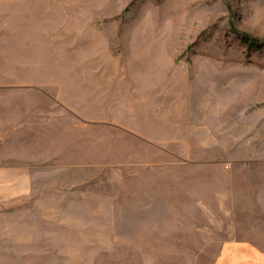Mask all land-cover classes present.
I'll return each mask as SVG.
<instances>
[{"label":"rangeland","instance_id":"1","mask_svg":"<svg viewBox=\"0 0 264 264\" xmlns=\"http://www.w3.org/2000/svg\"><path fill=\"white\" fill-rule=\"evenodd\" d=\"M35 110L72 142L0 169V264H211L194 199L264 178V0H0V116Z\"/></svg>","mask_w":264,"mask_h":264},{"label":"crops","instance_id":"2","mask_svg":"<svg viewBox=\"0 0 264 264\" xmlns=\"http://www.w3.org/2000/svg\"><path fill=\"white\" fill-rule=\"evenodd\" d=\"M72 129L71 124L69 136L63 122L40 110L33 116H0V169L56 168L50 162L57 159L60 138L64 137L66 144L68 139L72 142ZM228 179L232 181L229 184L239 187L214 194L209 205L194 199L206 217L225 218L223 222L210 220L213 228L197 232L202 239L197 247L216 250L211 264H264V178Z\"/></svg>","mask_w":264,"mask_h":264}]
</instances>
